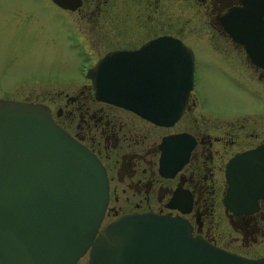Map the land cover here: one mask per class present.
<instances>
[{
    "label": "water",
    "instance_id": "obj_1",
    "mask_svg": "<svg viewBox=\"0 0 264 264\" xmlns=\"http://www.w3.org/2000/svg\"><path fill=\"white\" fill-rule=\"evenodd\" d=\"M51 1L64 9L79 3ZM241 2L225 15V28L264 70V0ZM88 75L97 101L169 126L193 89L194 57L179 39L161 36L105 56ZM167 162L163 150L161 170ZM235 162L227 165L223 202L237 213L236 201L246 207L260 195H233ZM107 203L101 161L55 123L47 106L0 99V264H76L87 252L88 264H264V258L241 257L193 236L177 216L131 213L100 228Z\"/></svg>",
    "mask_w": 264,
    "mask_h": 264
},
{
    "label": "flooded vegetation",
    "instance_id": "obj_2",
    "mask_svg": "<svg viewBox=\"0 0 264 264\" xmlns=\"http://www.w3.org/2000/svg\"><path fill=\"white\" fill-rule=\"evenodd\" d=\"M51 3L66 14L58 20L66 30L63 41L69 58L65 65L78 68L84 89L64 95L66 110L58 107L53 114L48 107L54 121L101 161L108 204L113 194L117 199L119 189L126 200L137 199L131 210L119 216L145 212L177 216L188 222L192 235L215 247L246 258H263L264 150L254 153V158L247 154L264 145V114L213 123L198 111L191 91L182 115L172 125H157L97 101L88 75L107 55L137 50L161 36L181 40L183 27L174 23L176 16L182 26L194 24L193 35L199 27L207 41L216 37L219 45L210 49L223 63L221 67L231 69L239 61L241 77L255 83L260 89L256 94L264 96V70L251 62L245 47L225 28V15L242 8L241 0H79L74 9ZM163 150L168 166L161 170ZM233 159V195H260L246 207L236 201L237 213L223 202L229 188L227 165Z\"/></svg>",
    "mask_w": 264,
    "mask_h": 264
},
{
    "label": "rangeland",
    "instance_id": "obj_3",
    "mask_svg": "<svg viewBox=\"0 0 264 264\" xmlns=\"http://www.w3.org/2000/svg\"><path fill=\"white\" fill-rule=\"evenodd\" d=\"M65 15L50 0H0V99L41 103L49 106L54 114L58 107L65 108V94L84 89L80 87L82 77L78 68L65 65L69 58L63 41L66 30L58 21ZM174 21L176 26L183 27L182 35L178 36L194 53L192 94L198 111L213 123L264 114V96L256 94L260 89L255 83L241 77L244 74L238 67L240 62L226 69L213 54L210 47L219 45L220 41L214 36L207 41L199 27L198 34L193 35V23L182 26L176 16ZM74 125L75 122L70 128L72 133L76 131ZM113 196L102 226L131 210L137 201L126 200L119 189L116 200ZM76 264H88V254Z\"/></svg>",
    "mask_w": 264,
    "mask_h": 264
}]
</instances>
